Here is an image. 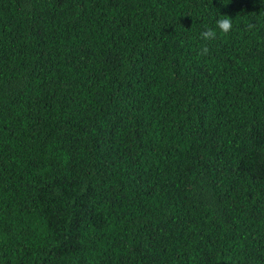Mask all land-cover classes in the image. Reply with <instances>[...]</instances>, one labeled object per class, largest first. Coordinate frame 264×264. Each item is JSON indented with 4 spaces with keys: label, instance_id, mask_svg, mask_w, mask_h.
<instances>
[{
    "label": "trees",
    "instance_id": "1",
    "mask_svg": "<svg viewBox=\"0 0 264 264\" xmlns=\"http://www.w3.org/2000/svg\"><path fill=\"white\" fill-rule=\"evenodd\" d=\"M0 264H264V0H0Z\"/></svg>",
    "mask_w": 264,
    "mask_h": 264
},
{
    "label": "clouds",
    "instance_id": "2",
    "mask_svg": "<svg viewBox=\"0 0 264 264\" xmlns=\"http://www.w3.org/2000/svg\"><path fill=\"white\" fill-rule=\"evenodd\" d=\"M216 27L223 33H228L229 30L232 28V22L229 18L220 19L217 22ZM216 36V32L213 29H209L202 33V38L205 40L214 39Z\"/></svg>",
    "mask_w": 264,
    "mask_h": 264
}]
</instances>
